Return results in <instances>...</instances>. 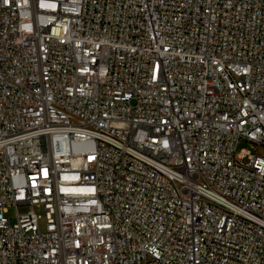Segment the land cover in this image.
Listing matches in <instances>:
<instances>
[{
    "label": "built area",
    "instance_id": "obj_1",
    "mask_svg": "<svg viewBox=\"0 0 264 264\" xmlns=\"http://www.w3.org/2000/svg\"><path fill=\"white\" fill-rule=\"evenodd\" d=\"M242 141L264 0H0V264H264Z\"/></svg>",
    "mask_w": 264,
    "mask_h": 264
},
{
    "label": "rangeland",
    "instance_id": "obj_2",
    "mask_svg": "<svg viewBox=\"0 0 264 264\" xmlns=\"http://www.w3.org/2000/svg\"><path fill=\"white\" fill-rule=\"evenodd\" d=\"M250 149L252 152H257L259 155H264V146H255L254 143L252 142H248V141H242L239 145H238V149L237 151L239 152L241 149ZM27 210V208H20L19 211L20 212H25ZM6 216L11 217V223H15V210L14 208H10L8 213H6ZM39 227L41 231L45 230V223L43 220L40 221L39 223Z\"/></svg>",
    "mask_w": 264,
    "mask_h": 264
}]
</instances>
